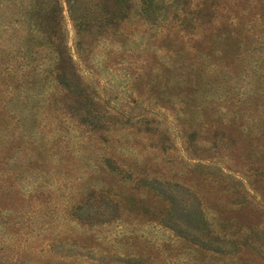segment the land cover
Segmentation results:
<instances>
[{"label":"rangeland","instance_id":"rangeland-1","mask_svg":"<svg viewBox=\"0 0 264 264\" xmlns=\"http://www.w3.org/2000/svg\"><path fill=\"white\" fill-rule=\"evenodd\" d=\"M143 1L113 33L59 0L67 87L0 0V264H264V0Z\"/></svg>","mask_w":264,"mask_h":264},{"label":"trees","instance_id":"trees-1","mask_svg":"<svg viewBox=\"0 0 264 264\" xmlns=\"http://www.w3.org/2000/svg\"><path fill=\"white\" fill-rule=\"evenodd\" d=\"M74 1V2H73ZM76 0H67L70 8L73 10L79 9L77 5H75ZM92 3V8L97 7V12L95 16H101L103 21L99 23L100 27L112 30V32H117L129 15H132V10L134 8L135 0H89ZM147 1L144 0L141 3V11L143 12L146 9ZM37 6L34 7L32 11V15L30 18L32 21L34 20V26L38 32L42 33L47 40L54 46L55 52L57 54L58 64L57 69L55 71V79L62 84L63 86L70 87L68 82V77L79 80L81 76L76 72L74 61L72 56L70 55L66 44L65 37L63 35L62 28V10L60 7L59 0H37ZM153 7V4L151 5ZM154 7L149 11V14H153ZM200 12V11H198ZM196 12V14H199ZM185 13V12H183ZM92 14V13H91ZM192 18H189L188 15H184L180 20V25H192ZM201 16L195 17V26L199 28L203 25L201 22ZM78 29L81 30V23L76 22ZM237 29L241 28L236 27ZM185 31L183 34L185 35ZM205 32H201V36L203 37ZM233 32L231 29L227 28L225 30H218L216 32H209L205 37L204 44L208 47V53L210 54L214 52V54H218L219 44L223 41L230 40ZM189 39V38H188ZM26 42H29L27 40ZM4 53V51H1ZM70 92H87L84 88H80V90H72ZM83 99L86 102L94 104V100H90L88 95L85 93H81ZM85 104V103H84ZM86 104V105H88ZM189 138H196V132H192L189 135Z\"/></svg>","mask_w":264,"mask_h":264}]
</instances>
